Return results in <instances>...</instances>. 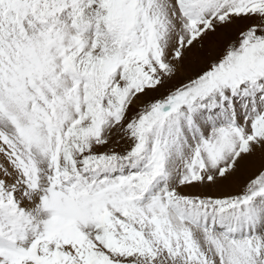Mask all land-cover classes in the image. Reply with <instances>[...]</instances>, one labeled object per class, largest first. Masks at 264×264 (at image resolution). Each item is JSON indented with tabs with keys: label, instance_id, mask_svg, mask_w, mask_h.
I'll use <instances>...</instances> for the list:
<instances>
[{
	"label": "snow or ice",
	"instance_id": "obj_1",
	"mask_svg": "<svg viewBox=\"0 0 264 264\" xmlns=\"http://www.w3.org/2000/svg\"><path fill=\"white\" fill-rule=\"evenodd\" d=\"M0 264H264V0H0Z\"/></svg>",
	"mask_w": 264,
	"mask_h": 264
}]
</instances>
